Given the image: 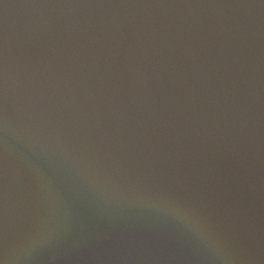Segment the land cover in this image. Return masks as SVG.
Listing matches in <instances>:
<instances>
[{
  "label": "water",
  "instance_id": "obj_1",
  "mask_svg": "<svg viewBox=\"0 0 264 264\" xmlns=\"http://www.w3.org/2000/svg\"><path fill=\"white\" fill-rule=\"evenodd\" d=\"M0 264H264V0H0Z\"/></svg>",
  "mask_w": 264,
  "mask_h": 264
}]
</instances>
